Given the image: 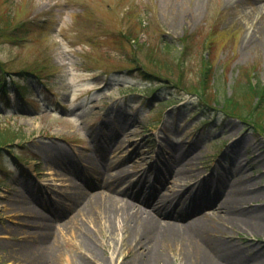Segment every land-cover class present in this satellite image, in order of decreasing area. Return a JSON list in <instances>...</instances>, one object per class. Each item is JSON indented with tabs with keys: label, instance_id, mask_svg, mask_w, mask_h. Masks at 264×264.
Instances as JSON below:
<instances>
[{
	"label": "rangeland",
	"instance_id": "1",
	"mask_svg": "<svg viewBox=\"0 0 264 264\" xmlns=\"http://www.w3.org/2000/svg\"><path fill=\"white\" fill-rule=\"evenodd\" d=\"M253 33L255 40L247 43ZM259 79L264 84V0H0V130L19 135L0 151V205H8L0 209V264H25L16 258L26 241L20 231L32 230L22 220L27 215L10 210L13 190L32 182L34 192L41 185L38 194L46 196L61 187L43 185L50 171L57 182L68 175L67 166L49 159L44 148L70 152L71 158H61L64 164L87 155L101 158V145L93 146L96 129L105 123L123 137L122 148L144 150L143 157L125 162L148 158L150 175L166 169L172 149L160 144L168 142L193 145L203 178L218 172L235 178L236 152L242 153L243 169L258 176L264 171V123L254 115L230 114L227 101L240 82ZM122 113L130 117L123 128ZM98 141L105 144L104 137ZM198 179L190 178L192 185ZM196 191L208 195L207 189ZM89 230L102 255L114 252L117 264L127 261L124 253L135 245L124 250L104 228ZM234 236L245 253L246 244L264 247L259 235ZM178 249L172 244L166 261L154 264H180ZM77 250L70 233L61 236L56 264H79Z\"/></svg>",
	"mask_w": 264,
	"mask_h": 264
},
{
	"label": "bare ground",
	"instance_id": "2",
	"mask_svg": "<svg viewBox=\"0 0 264 264\" xmlns=\"http://www.w3.org/2000/svg\"><path fill=\"white\" fill-rule=\"evenodd\" d=\"M229 1L238 5L252 0ZM254 33L248 35L247 43L255 40ZM118 119L122 128L130 121L123 113ZM116 133L115 126L111 128L108 123L99 131L96 129L93 150L101 145L102 157L96 159L87 155L81 159L82 163L70 160V164H64L61 158L70 152L61 151L55 145L44 148L49 159L61 160V166H67L68 175L57 182L56 172L50 171L52 178L43 185L61 187L51 186L46 196L38 194L41 185L35 193L32 182L13 190L15 197L10 210L27 215L22 220L32 226V230L20 231L26 241L17 259L25 264H56L60 237L70 233L79 247L76 251L81 255L79 264H117L114 252L102 255L90 238V227L98 226L111 234L112 243L120 242L124 250L135 245L131 253L129 250L124 253L127 261L122 260L120 264L166 261L172 244L179 247L176 253L180 264H264V247L257 250L256 244H246L245 253L234 240L239 231L264 238V171L252 176L243 169L242 153L236 152L231 163L235 178L230 179L222 172L203 178L197 165L198 157L191 149L193 145L166 142L160 144L161 148L173 151L168 150L166 169L152 176L146 172L150 166L146 163L148 158L132 165L125 162L143 157L144 150L136 147L128 152L122 148L123 137L117 138ZM98 136L105 138L104 145L100 144ZM259 157L264 162V150ZM133 165L142 168L131 173ZM180 165L185 169L179 168ZM150 176L153 179L149 184ZM193 176L202 179L201 184L198 179L192 185ZM198 187L201 191L207 189L208 195L199 194ZM50 190L57 196L52 197ZM37 205L50 210L52 215H45ZM204 205L208 207L204 209ZM6 207L8 205H0V209ZM60 217L65 219L55 224L53 220ZM217 236L222 238L221 244L215 242ZM244 238L250 237L246 234Z\"/></svg>",
	"mask_w": 264,
	"mask_h": 264
},
{
	"label": "trees",
	"instance_id": "3",
	"mask_svg": "<svg viewBox=\"0 0 264 264\" xmlns=\"http://www.w3.org/2000/svg\"><path fill=\"white\" fill-rule=\"evenodd\" d=\"M147 76H153L152 74H146ZM15 80L16 79L15 77ZM20 80V79H19ZM3 85L5 83H2ZM199 97L204 100L207 97L204 93L196 90ZM218 95L215 96V99ZM10 97H8L9 99ZM9 103V102H7ZM205 106V105H203ZM227 110L230 114L236 115H254L255 120L264 123V84L259 80L257 82H243L239 83L233 90V94L228 98ZM230 110V111H229ZM261 123V124H262ZM19 137L18 133L11 129L0 130V151L3 146L8 143H12Z\"/></svg>",
	"mask_w": 264,
	"mask_h": 264
}]
</instances>
